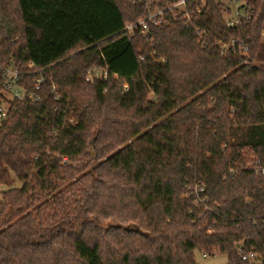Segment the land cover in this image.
<instances>
[{
	"label": "trees",
	"instance_id": "trees-1",
	"mask_svg": "<svg viewBox=\"0 0 264 264\" xmlns=\"http://www.w3.org/2000/svg\"><path fill=\"white\" fill-rule=\"evenodd\" d=\"M159 1L0 0V264H264V0Z\"/></svg>",
	"mask_w": 264,
	"mask_h": 264
},
{
	"label": "built area",
	"instance_id": "built-area-1",
	"mask_svg": "<svg viewBox=\"0 0 264 264\" xmlns=\"http://www.w3.org/2000/svg\"><path fill=\"white\" fill-rule=\"evenodd\" d=\"M132 2H140L145 3L147 7L150 9L152 5L155 3L159 4L160 1L157 0H130ZM166 1V0H165ZM221 4L232 7L236 9V13H238V9L245 5V2L243 0H218ZM190 0H176L175 2L171 3L169 0L167 3H164L163 6L155 8V10H151L148 14V16L144 19H142L138 26H140L143 30V32L147 31L151 26L159 27L166 25L168 23V18L166 17V12H170L174 15V17H177V11L183 10L186 13V17L188 18L189 15L187 13V7ZM198 12H201L199 9ZM237 15L243 16V13H238ZM229 25H233V22H229ZM135 25H128L126 27V31L133 32ZM262 36L264 38V30L262 33ZM240 42L232 41L229 44H223L222 49L224 51L228 49H233V51H236L237 44ZM240 50L242 54L246 55L248 52V47L240 43ZM0 71L3 73L4 76V93L8 95L11 99H19L24 100L27 97V91L22 89L18 82L20 79V74L12 69V68H5L3 66H0ZM106 77V73L104 74ZM41 82V80H38ZM9 108L7 105L0 103V123L4 121L8 116ZM264 172V168L262 169ZM200 191H203L201 188ZM238 253L241 257V259L245 262H252V263H260L259 256L256 253H245L242 251V249L239 248ZM206 256V255H205Z\"/></svg>",
	"mask_w": 264,
	"mask_h": 264
},
{
	"label": "rangeland",
	"instance_id": "rangeland-1",
	"mask_svg": "<svg viewBox=\"0 0 264 264\" xmlns=\"http://www.w3.org/2000/svg\"><path fill=\"white\" fill-rule=\"evenodd\" d=\"M233 12L236 13V10L234 9ZM241 13L243 12L241 11ZM92 78L93 75H89V79ZM196 261L198 262V264H228L227 256L220 253H215L212 255L207 254L206 256L201 253H197Z\"/></svg>",
	"mask_w": 264,
	"mask_h": 264
}]
</instances>
